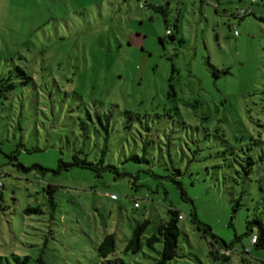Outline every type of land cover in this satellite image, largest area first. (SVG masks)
I'll return each mask as SVG.
<instances>
[{
  "label": "rangeland",
  "instance_id": "1",
  "mask_svg": "<svg viewBox=\"0 0 264 264\" xmlns=\"http://www.w3.org/2000/svg\"><path fill=\"white\" fill-rule=\"evenodd\" d=\"M241 8L251 14L238 19ZM15 67L33 83L19 85ZM9 73L16 87L0 105V264H107L96 252L106 234L116 237L107 260L153 264V251L124 247L136 223L148 219L151 234L169 207L181 213L183 257L172 264H264V248L245 235L247 221L264 223V0H0V75ZM86 111L97 127L96 114L110 115L115 165L141 154L142 123L156 141L148 150L158 172V145L168 162L171 140L193 206L172 182L142 172L137 190L109 172L56 173L74 149L99 152L93 125L92 139L82 138ZM250 156L247 180L240 164ZM192 209L228 245L227 260L210 256Z\"/></svg>",
  "mask_w": 264,
  "mask_h": 264
},
{
  "label": "trees",
  "instance_id": "2",
  "mask_svg": "<svg viewBox=\"0 0 264 264\" xmlns=\"http://www.w3.org/2000/svg\"><path fill=\"white\" fill-rule=\"evenodd\" d=\"M256 0H250V4L255 3ZM243 12V14H241ZM251 14L249 8H241L238 9L236 12L238 19H243L244 17ZM170 35V41L175 40V36L168 32ZM16 77H19V85L27 86L30 83H33L32 77L28 76L21 68L15 67ZM227 74V72H224ZM16 87V83L13 81V77L11 73L7 75H0V105L3 101H7L9 99V95L13 92ZM174 94V93H173ZM129 114L130 118L132 117L131 113ZM167 116V114L165 115ZM137 117V116H136ZM110 115L103 114L100 116L96 114V119L98 121V127L93 122L89 111H86V119L81 120L79 123L80 130L83 132L82 138L83 141H90L92 138L89 134L88 123L93 125V130L96 131L97 134V142L95 143L96 146L101 145L99 148V152L92 153L91 147L88 150H84L83 147L74 149L71 155L70 161H64L62 159L58 160L57 170L56 173L61 172L62 170H69L71 168H80L89 171H93L100 176L102 172H109L114 175V179L120 178H129L130 180V187L133 190L140 189L142 185L140 184V175L139 172L144 173V175L148 176L151 179L155 180H168L175 185L176 190L179 192L181 199L189 203L193 206V201L191 198L188 197L187 191L185 190L180 178L183 176V172L177 166L175 161V156H172L169 152L171 147V140L167 144V158L168 162H165V157L163 156L162 148L158 145L159 154L158 157L163 162H157L158 165L161 167V171L158 172L154 170L153 166L155 165L154 157L150 155L148 146L153 145L156 141L153 139L154 135L147 124H140V128L144 133V137L142 138L140 134L141 140V154L138 155L137 153H131L129 156L124 157V160H120V166L115 165L113 161L108 162L107 160L113 156H108L110 152ZM102 119H104L102 121ZM139 121V119L137 118ZM133 124L131 122H125L123 129L128 133L132 132ZM99 128V129H98ZM87 130V132H86ZM15 154L12 153L10 155V159H16L14 156ZM249 160V161H248ZM135 164L137 169L135 172H131L127 167L128 164ZM145 165L143 168L142 166ZM242 167V172L247 180L250 179V175L252 172V167L255 165L254 159L250 156L247 159L246 165L240 164ZM19 166H21L19 164ZM165 174H160V173ZM263 192L262 198L264 199V188H261ZM242 195V194H241ZM264 205V203H263ZM139 206V204H138ZM242 206L241 204V197L238 198L234 207L233 213L237 212L239 208ZM167 213L169 215L168 220L160 222L156 227L154 232L151 234H147L149 225L151 222L148 219H145L139 223H136L135 226L132 228L131 236L127 240L126 245L124 247V253L127 254H139L143 251L144 248L147 250L153 251L155 253L154 263L153 264H172L176 259L182 258L180 256V243L179 237L181 234L180 230V220H181V213L180 211L173 209L171 207L168 208ZM191 223L198 229V231L202 232L204 238H209L210 241L208 243L210 250V256L217 260H227L228 254L227 251L228 245L224 241H220L212 232L211 228L200 222L197 219V215L195 213V209H192L190 215L188 217ZM256 227V234H253V231ZM246 236H252L251 241L255 248L263 249L264 248V223L258 219L254 218L246 223ZM237 238V237H236ZM116 247V237L114 234H106L104 235L101 242L96 247V252L98 257L104 260V263L107 264H125L123 260L116 258L112 260H107V258L114 253ZM17 260V259H16ZM30 258L24 257L18 264H29ZM32 264H46L41 257L36 258Z\"/></svg>",
  "mask_w": 264,
  "mask_h": 264
},
{
  "label": "built area",
  "instance_id": "3",
  "mask_svg": "<svg viewBox=\"0 0 264 264\" xmlns=\"http://www.w3.org/2000/svg\"><path fill=\"white\" fill-rule=\"evenodd\" d=\"M252 1H254V0H252ZM241 14H243V12H241ZM110 198H111L112 200H117V196L114 195V194H111V195H110ZM134 206H135V207H139V206H138V202H135V203H134Z\"/></svg>",
  "mask_w": 264,
  "mask_h": 264
}]
</instances>
